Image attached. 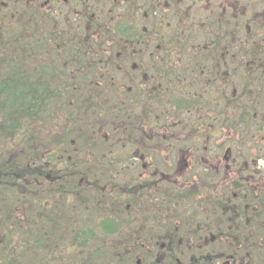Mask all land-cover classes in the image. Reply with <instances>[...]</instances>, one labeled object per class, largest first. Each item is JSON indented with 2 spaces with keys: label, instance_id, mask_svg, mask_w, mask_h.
Masks as SVG:
<instances>
[{
  "label": "rangeland",
  "instance_id": "rangeland-1",
  "mask_svg": "<svg viewBox=\"0 0 264 264\" xmlns=\"http://www.w3.org/2000/svg\"><path fill=\"white\" fill-rule=\"evenodd\" d=\"M125 1L0 0V83H9V76L18 82L10 94H0V162L11 158L22 166L37 163L49 173L38 179V189H26L29 193L25 198L13 188H0V221L5 227L1 237L8 230L12 233L10 243L0 239V264H15V260L22 264L17 257L21 251H26L30 259L26 264H153L174 238L180 252H174L171 264H190V256L195 258L193 264H264V252L255 247L253 260L248 249L235 250L228 261L214 257L215 253L220 257L217 246L221 242H233L236 236L248 234L255 244L263 245L264 118L257 117L252 128L246 119L234 135L224 123L239 125L245 116L238 113L220 120L217 114L225 106L223 100L232 98L234 89L237 95L244 91L238 96L243 103L264 99L262 92L249 90L255 86L264 89V71L258 67L251 73L242 66L255 59L247 54L254 51L259 55L264 45L259 37L264 33V0H136L133 14ZM30 5H39L40 9L27 8ZM146 13L149 22L143 20ZM42 15L52 21L43 25ZM219 19L225 37L221 47L215 49L211 39L217 37L214 22ZM151 22L156 33L146 39L142 37L143 30L149 29ZM177 24L180 30L190 32L183 42L179 31L175 33L177 37H169ZM27 28L33 31L27 32ZM60 33L64 39H59ZM126 33L140 38L137 43L126 40L127 53ZM106 34L113 41L103 43L98 39L99 35L105 39ZM71 39L93 42L87 47L68 43ZM203 48L223 52L220 56L226 60L240 59L241 66L236 62L223 69L225 74L221 71L212 78L216 85L224 75L221 95L218 87L199 89L197 85L178 88L184 90L179 97L166 95L170 88L154 73L153 82L138 83L141 88L135 89L131 86L137 82L128 83L124 71L121 78L104 67L116 69L117 61L120 66L137 64L129 57L132 50L141 51L137 58L147 65L152 50L164 51L155 55L163 63H170L178 54L174 51ZM120 52L127 56L121 57ZM102 57L100 64L104 66H99ZM179 72L192 77L195 70L180 68ZM149 73L140 71L136 78ZM111 76L121 83L115 92L125 109L108 93L107 88H113L103 84ZM77 80H81L82 87L77 86L81 92L71 98ZM46 88L50 90L44 93ZM141 90L151 99L143 98ZM134 96L140 97L137 101L141 103ZM185 101L189 103L183 104ZM246 106V116L264 112V106H255L249 112ZM23 107H27L24 116ZM3 108L13 112L3 114ZM30 134L33 137L29 140ZM90 134L94 141L87 138ZM64 136L66 145L61 146L58 140ZM160 137L162 143L158 142ZM92 145L95 148L89 147ZM33 155L39 159L31 160ZM80 169L85 173L82 178L69 176ZM59 172L65 182L56 181ZM155 181L158 183L152 189L135 190L145 182ZM165 189L172 193L176 189L184 193L191 190L194 194L172 202L156 194ZM242 189L254 193L260 208V218L253 224L250 215L254 216L257 205L241 196ZM56 191L58 194H54ZM213 195L228 212L225 217V212L218 210V216L207 223L201 217L207 209L206 199ZM7 198L10 207L4 201ZM48 207H55L59 216L66 215L63 222H55L54 217L53 223L49 222L45 218L51 210ZM224 217L225 227L213 230L223 224ZM30 220L47 229L37 230L40 241L27 234L33 233L24 224ZM13 222L22 226L25 236L19 238L17 230L15 234ZM42 222H49V226ZM196 225L206 230L196 234ZM237 225L254 229L236 231ZM185 230L196 236L187 235ZM208 253L213 255L211 261L206 259Z\"/></svg>",
  "mask_w": 264,
  "mask_h": 264
},
{
  "label": "flooded vegetation",
  "instance_id": "flooded-vegetation-1",
  "mask_svg": "<svg viewBox=\"0 0 264 264\" xmlns=\"http://www.w3.org/2000/svg\"><path fill=\"white\" fill-rule=\"evenodd\" d=\"M128 7H130L132 9V14H133L134 11H135L136 5H134L133 3H130V6H128ZM128 7H126L125 14H126V11H127ZM27 8H30L32 10H37L38 8L40 9V6L38 5V7L37 6L35 7L33 5H30ZM154 9L155 8H153L152 11H154ZM223 12L226 13V10H224ZM155 13L156 12H153L151 15L153 16V15H155ZM43 17L45 19V21L43 22V25H46L48 22L52 21L50 18L47 19L45 16H43ZM148 19H150L149 16L146 17V19L144 18L143 20H147V22H149ZM151 24L152 25L150 26V23H149V29L150 30L147 29V28L144 29V31H148V33H144L142 35V37H144L146 39L147 38L150 39L151 36L153 35V33H156L155 31L153 32V22H151ZM214 25L216 26V29H215V32L214 33L217 34V37L212 38L211 40H212V43H213L214 48L215 49H218L222 45V41H223L222 39H224L225 34H224V31H222L223 30V27H222V23H221V20L220 19L219 20H216L214 22ZM41 31H42V29H41ZM177 31H179V33L181 34V36H179V37L182 39V42H183V40H186L187 39L186 34L189 35V33H190L189 31H187L185 29L180 30V27L177 24V25H174V27L172 28V32L173 33L171 35H169V37H177L178 35L175 34ZM99 36L101 37V35H99ZM105 36H106L105 39H102L100 37H98V39H101L103 41V43H105L106 41H111V40L113 41V39L110 38L108 34H106ZM105 36L102 35V37H105ZM261 36H262V40H264V33L262 35H260L259 37H261ZM60 38L61 39H64V36H62V33L59 34V39ZM127 39L136 42L140 38H138L137 36H135V33L134 34H128V33H126V35H125V41H124L125 42V48H124L125 49V52H126V44H127V41L126 40ZM188 39H190V38H188ZM173 40L175 41V39H173ZM71 41H75V39H71ZM84 42H86L85 46L89 47V46H91L90 45V42H93V40L91 41L89 39V42L87 40H85ZM133 45H137V44H131V46H133ZM116 46H118V45L116 44ZM263 47H264V45L262 44V48H261V50H259V52H260L259 55H256L254 51H251L249 54H247V55H254L255 56V59L253 61H251V63H246L245 65H242L243 68H245V69H251V73L254 71L255 68H258V67H261L260 70H263L264 71V59H261V57L264 56V48ZM184 49H186V48H184ZM215 49L206 50L205 48H203L201 50L199 49V50H193V51L192 50H189V49H187V50H181V51H174V52H177L178 54H175L174 55L175 58L173 60H171L170 63H167V62L163 63V60L160 59L158 57V55H155V54L160 53V52L161 53H164V51H162V50L161 51L160 50H157V51L152 50V51H150V54H149L150 61H149V63L147 65H143L138 60V58H137V56L140 54L141 51H139V50H137V51L132 50V55H130V56L128 55V56L134 58V60H136V62H137L138 65L136 63H134L132 66H128V65H122V66H120L118 64V61L116 60L118 67L116 69L108 68V67L100 64L102 62V60H104L103 57L101 58L100 61H98V63H99V66H104L107 69L113 70L115 72V75L117 76V74H118L119 76H121V78L124 77V75L122 74V72L124 71L125 74H126L125 75V78H126V80H127L128 83L137 82L136 85H132L131 86V88H135V89L137 87H140V85L138 83L146 84V82L148 80H150V81L153 82V80L151 78V75L153 73L154 74H158L159 77L161 78V80L165 84H167L168 88H170L169 92L166 93V95L172 94L173 96H176L177 95L179 97V96H181V94H183V91L185 90V87L187 85H197L199 89H203L206 86H208V87L210 86L211 88H213V87L214 88H217L218 87L220 89L221 83L225 80L224 79V75H222V78H220V83L219 84H216V85H214L212 83V78L217 73H219L221 71L223 72V74H225V71L223 69L227 68V66L230 68V66L233 65V64H235L236 62L241 66L240 59H237V57L226 60L225 58H223L222 56H220L221 55L220 53L223 54V52H217ZM247 52H249V51H246L244 53H247ZM80 54H83V53H80ZM125 56H127V54L121 53V57H125ZM106 59L108 61L111 60V58H109V57H107ZM258 60H261V64H258ZM177 62H178V64H177ZM180 68L194 69L195 72L193 73L192 77L188 76L189 77L188 78L185 75H183L181 72H179V69ZM127 71L130 72V74L132 75V77L127 76V74H128ZM140 71H142L144 73H149L150 72L149 73V76L143 75L142 78L137 79L136 78V75ZM89 79H90V77H89ZM105 79H106V82H103V84L105 85V87H111V88H113L111 90L109 88H107L108 89V93L110 95L114 96V98H116V100L118 101V99L116 97L117 92H115V89H120V84L121 83L117 82V80H115L114 77H112V76L111 77H106ZM118 81H120V80H118ZM181 87L184 90L178 89V88H181ZM153 89H155L157 91V93H156L157 95H160V92L157 90V88L153 87ZM216 90H218V89H216ZM221 90H222V88L219 90V94L220 95L222 94V91ZM249 90H250V92H252V91H260V92L263 93V96H264V89L263 88H259V87H256L255 86V87H252ZM142 92H144V91H142ZM134 93H135V95H139V93H138L137 90H135ZM240 95H244V91H242L241 93L239 92L238 95H237L236 89H234V94H233L232 98L231 99L223 100V103H224L225 106H224L223 110L220 112V114L219 113L217 114V116H219V119L220 120H222V119L226 120L229 117L233 116L234 114L237 115L238 113H240L242 116H245V119L239 125L238 124H234V125H231L230 124V126H229L228 123H225L224 124V126H227V127H229L231 129V132H234V135H236L239 132V129H241L242 124H243V122L246 121V119L250 120V122L248 123V127H251L252 128V121L253 120H255L257 117L264 118V112L261 115H257V113L254 112V114H249V115L246 116L245 113H244V108H243V106H246L244 104H249L250 106H246L247 107L246 112H249V111L253 110V108L255 106H261L262 107V106H264V99L262 101H260L259 103H254V102H252V103H249V102L243 103L244 101H241L238 98V96L240 97ZM261 97H262V95H261ZM133 98L137 101V98H140V97L134 96ZM143 98H150L151 99V97L149 95H147V93H145V96H143ZM155 99H157V98L155 97ZM141 100H142V98H141ZM137 102L141 103L140 101H137ZM239 102H241L242 104H239ZM187 103H189V101H185L183 104L186 105ZM176 106H177V104H176ZM172 110H174V109H172ZM229 111L232 112V115L231 114L228 115V112ZM241 111H243V113H241ZM217 120H218V118H217ZM217 120H216V122H217ZM158 142L159 143H162V138L161 137L159 138V141ZM111 165H113V163H111ZM213 176L215 177L216 175H213ZM156 183H158V182L155 181L152 184L149 183V182H145L144 184L138 186V189L146 188V187H148L149 189H152V185L153 184L156 185ZM156 189H157V186H155L154 190H156ZM160 191H161V193L158 192L156 194L157 195H160V197L162 196L163 197V200L164 199H167L166 196L172 197V194L173 193L171 191L169 192V189H165V191H163V190H160ZM176 191H179L178 194L182 193L178 189H176ZM166 193H170V194H166ZM240 194H241V196L243 198H247L248 199L247 201L249 202V204H250V201L249 200L252 199L253 202H255V204L257 205V202L254 200L255 198L253 197L254 193H250V192H247V191H245V190L242 189L240 191ZM238 196L240 197V195H238ZM206 204H207L206 205L207 206V209H204L203 215L201 217L203 221H205V218H206L207 221H205V222H207V223L211 222L213 219H215L218 216V212H217L218 210H220L222 212H225V217H226V214H227L228 210H227L226 207H224L223 202L215 199V195L208 197L206 199ZM247 206H250V205H246V207ZM234 207H236V206H234ZM255 208H257L256 209L257 211L253 212V215L254 216L250 215L251 216L250 224H253V222H255L254 219L255 220H258L260 218V214H259L260 208H259L258 205ZM211 213H213V217L210 216ZM225 217H224L223 224L220 225V227H216L213 230L220 231L222 227H225V224H226L225 223ZM210 218H212V220H210ZM248 219H249V216H246V221H248ZM239 222L243 224V222L241 220ZM196 226H197V233L196 234H198V233L206 230V229H203L199 225H196ZM252 227L254 229V226H252ZM252 227L250 225H249V227H247L246 225L245 226L237 225L234 230H236V231H247L248 232V231H253ZM209 228L212 229L211 227H208L207 229H209ZM260 230H261V232L263 234L262 237L264 238V230H263V227L260 228ZM184 233H186L187 235H189L186 230H185ZM196 234L189 235V236L195 237ZM239 240H241V241L239 242ZM248 240L250 241L251 238L249 237L248 234H245V235H241V236L234 237L233 242H229L227 240L223 244L221 242V244H219V247L217 246V252L220 253V255H219L220 257H217L216 253H215L214 257L218 258L219 260H221L222 258H225V260L228 261L229 258H231V255L235 253V250L248 249V253L247 254L253 260L252 247H255V250L256 251L261 250V251L264 252V239H261L260 240L261 242H263V245L258 243L257 246H255L253 244L252 245H248ZM218 243H219V240H217V244ZM222 251H231V252H229L231 254H226V253L222 254Z\"/></svg>",
  "mask_w": 264,
  "mask_h": 264
},
{
  "label": "trees",
  "instance_id": "trees-1",
  "mask_svg": "<svg viewBox=\"0 0 264 264\" xmlns=\"http://www.w3.org/2000/svg\"><path fill=\"white\" fill-rule=\"evenodd\" d=\"M126 3H128V4H130V3H133L134 2V4L136 5V0H126L125 1ZM127 4V5H128ZM148 15V13H146L144 16H143V19L145 18L146 19V17H148L147 16ZM28 29V28H27ZM29 30H32V29H28L27 30V32H29ZM33 31V30H32ZM40 32H42V31H40ZM144 33H148V31H144L143 30V34ZM70 42H73L74 44H86V42H81V41H69L68 43H70ZM67 43V44H68ZM90 77V76H89ZM9 79L11 80L9 83H6V82H1L0 83V94L1 93H3V94H1V95H7V94H10L11 93V91L18 85V82H16V80H15V78L13 77V76H9ZM87 78H85V80H86ZM93 82V81H92ZM75 86L77 87H82L81 86V80L78 82V80H77V83L75 84ZM75 86H72V93H73V95L71 96V98L72 97H74V96H76V94L79 92H81L80 90H78V87L77 88H75ZM50 89H45L44 90V93H47L48 91H49ZM60 95V94H59ZM58 95V96H59ZM24 97H25V94H24ZM120 104V103H119ZM90 105H92V104H90ZM120 106H122V104H120ZM21 107V106H20ZM124 109H125V107L124 106H122ZM18 112H19V110H17ZM86 111V110H85ZM88 111V110H87ZM86 111V112H87ZM2 112H3V114H11L12 112H6V111H4V108H3V110H2ZM25 112V113H24ZM90 112L92 113V111H91V109H90ZM24 113V114H23ZM23 113H22V116H24L26 113H27V107H23ZM94 114V113H93ZM90 117V116H89ZM90 118H92V117H90ZM254 121V120H253ZM253 121H252V123H253ZM41 122L42 121H39V124H41ZM125 124H126V122H125ZM225 124V123H224ZM229 124V126H230V123H228ZM40 128L38 127V130H39ZM90 129H91V127H90ZM124 129V128H123ZM122 129V130H123ZM254 129H256V127L254 128ZM92 135L94 136V131H92ZM92 135L90 134L89 135V137H88V135H87V138H89V141L91 142V141H94L93 140V138H92ZM33 137V134H30V135H28V138H29V140L31 139ZM64 138H65V136L62 138V139H59L58 140V144H60L61 146L62 145H66L65 144V142L63 141L64 140ZM93 143V142H92ZM89 147H91L92 149L93 148H95V146L94 145H92V146H89ZM30 150L32 151V148H30ZM100 156H103V155H100ZM39 159V156H31V160H33V161H35V160H38ZM50 160H53V157L51 156L50 157ZM59 174H62L61 172H59L58 173V177H56V181L57 182H65V178H64V176L63 175H59ZM84 171L82 170V169H80V170H78V171H75V172H71L70 174H69V176L70 175H76V179L77 178H82L83 176H84ZM43 175H45V177H48L49 176V173L44 169V165H42V166H40V165H37V163H27V165L26 166H22L19 162H14L13 161V159H11V158H8V159H6V160H4V161H1L0 162V188H2V187H4V188H6V189H8V188H13V189H15L16 190V194L17 195H19L21 198H25L26 197V194L27 193H29V192H31V191H33L35 188H37L38 189V186H36V183H38L40 180H38L39 178H41ZM57 176V175H56ZM68 176V177H69ZM3 179V180H2ZM45 180L47 179V178H44ZM76 179H75V181H76ZM73 185H76V183H74ZM31 186H33L32 188H31ZM26 189H28V191L29 192H26ZM30 189H31V191H30ZM136 189H138V186L137 187H135V190ZM47 190V189H46ZM72 191H74V190H72ZM187 193H184V192H182V193H180V194H178L179 193V191H176L175 192V190L173 191V194H172V197H169V196H166V198H167V201L168 200H172V202L173 201H175L176 199H178V200H182V199H186V198H190L193 194H194V192L193 191H191V190H188V191H186ZM36 195L38 194V192H34ZM47 193H48V190H47ZM57 193V191L54 193V194H56ZM175 193H177L176 195H174ZM40 194V193H39ZM58 194V193H57ZM181 196V197H180ZM28 197V196H27ZM182 198V199H181ZM38 199V198H37ZM35 200H36V198H34V200H33V204L34 205H36V203H35ZM4 201H5V203L10 207L11 206V203H9V198H7V199H4ZM166 201V202H167ZM170 203V202H169ZM168 203V204H169ZM171 204V203H170ZM47 209H51L50 210V213H49V215H45V218L49 221V222H51L52 221V219H53V217L55 218V222H57V221H62L63 222V220H64V218L66 217V215L65 216H59V215H57L56 213H55V207H54V209H52L51 207H48ZM199 209V207H197V210ZM194 214H195V212H193ZM193 214V215H194ZM11 216V215H10ZM48 218H47V217ZM210 216L211 217H213V213H211L210 214ZM13 217V216H12ZM12 217H7V220L8 221H11L13 218ZM14 221H15V219H13ZM212 220V219H211ZM31 221V220H30ZM25 221L24 222V224H26L27 226V228H31V229H29L28 231H32L33 233H27L28 235H30L31 236V238L33 237V236H35L39 241H40V237H37V235H38V231L39 230H43V231H47V229L45 228V227H43V226H40V228H39V226L38 225H36V224H34V222L33 221ZM205 221H207V219L205 218ZM49 222H42V224L44 225V224H47V226H49ZM52 223H53V221H52ZM4 223L2 222V221H0V239L2 238V239H5V241H8V243H10L11 242V238H12V233H11V231H9L8 230V232H7V234L6 235H4L3 237H1V235H2V233H3V230H2V227L3 228H5L4 227V225H3ZM7 225V224H6ZM12 226H13V228L15 229V234H16V230L20 233V235H17L19 238H21V236H25L26 234H23L22 233V226H19L17 223H15V222H13V224H12ZM103 228H105V226H103ZM106 229H107V231H111V230H109L107 227H106ZM7 230V229H6ZM38 230V231H37ZM37 231V232H36ZM154 238H151V240H153ZM175 240H177L176 238H174V239H170L169 240V246H168V248L167 249H165V250H163V254H162V256H158L159 258H158V260L155 262V263H153V264H171L172 263V257H173V254H174V252H176V251H178V252H180V249H179V247L177 246V244H176V242H175ZM255 245V246H257V244L258 243H254L253 241H249L248 240V245ZM9 252V251H8ZM13 252H14V258H15V248H13ZM188 252L190 253V254H192V252L188 249ZM25 253H26V251H21V252H19V254H18V258L20 259V261H21V263L22 264H26V263H28L29 262V258L27 257V256H25ZM11 255H12V249H10V252H9V256L11 257ZM211 256H213L211 253H208V255H207V257H206V259H208L209 261H211V259H212V257ZM192 262H195V258L193 257V256H190V264H193ZM11 264H14V261H11ZM15 264H18L17 262H16V260H15Z\"/></svg>",
  "mask_w": 264,
  "mask_h": 264
}]
</instances>
